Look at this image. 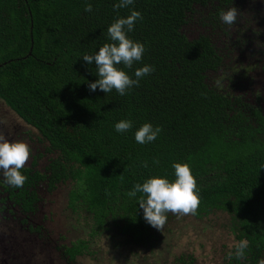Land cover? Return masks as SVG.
<instances>
[{
  "label": "trees",
  "instance_id": "16d2710c",
  "mask_svg": "<svg viewBox=\"0 0 264 264\" xmlns=\"http://www.w3.org/2000/svg\"><path fill=\"white\" fill-rule=\"evenodd\" d=\"M216 1L222 2L135 0L129 8L115 9L117 0H0V98L32 128L30 134L44 148L39 155L46 158L42 169L34 163L21 170L26 180L20 195H36L30 188L45 181L50 189L69 182V207L92 221L91 234H112L114 250L126 244L143 248L140 259L148 264H198L188 253L169 263L170 212L162 227L154 228L139 207L141 194L126 195L150 176L174 180L172 164L186 163L200 203L194 213H177L171 221L193 218L215 225L209 218L227 213L226 254L240 240L249 247L243 261L224 259V264H259L264 259V139L243 127L240 138L230 135L228 99L205 82V72L217 64L215 50L203 36L191 40L186 33L193 13ZM88 3L91 13L85 11ZM132 9L142 19L129 36L146 50L142 62L124 70L133 78L145 64L154 71L124 96L115 90L92 92L88 83L98 79L95 65L82 56L111 43L108 26ZM125 119L133 128L117 133L115 123ZM146 122L161 132L154 142L138 144L135 131ZM80 249L89 245L81 240ZM148 249L157 254H147Z\"/></svg>",
  "mask_w": 264,
  "mask_h": 264
},
{
  "label": "flooded vegetation",
  "instance_id": "af4514ba",
  "mask_svg": "<svg viewBox=\"0 0 264 264\" xmlns=\"http://www.w3.org/2000/svg\"><path fill=\"white\" fill-rule=\"evenodd\" d=\"M221 1L199 7L189 19L186 33L191 40L203 36L215 50L217 64L207 69L205 82L213 92L228 99L225 116L232 127L230 135L240 138L243 127L264 139V0ZM232 7L238 10L237 20L226 25L219 13ZM11 113L13 109L0 98V134L28 144L31 155L25 167L34 163L40 167L44 157L38 150L43 152V146L23 125L13 122L14 115L7 118ZM56 188L50 189L45 181L30 188L37 190L36 195H20L21 187L10 186L0 176V264H125L128 259L121 257V250L113 249L112 234H91L95 230L88 224L81 236L77 233L75 238L69 237L74 232L71 218L81 216V209L70 208L69 200L68 220L61 217L56 221L63 228L48 224L44 207ZM98 237L105 239L106 249L98 247ZM81 240L89 245L88 250L80 249Z\"/></svg>",
  "mask_w": 264,
  "mask_h": 264
},
{
  "label": "clouds",
  "instance_id": "9594fccd",
  "mask_svg": "<svg viewBox=\"0 0 264 264\" xmlns=\"http://www.w3.org/2000/svg\"><path fill=\"white\" fill-rule=\"evenodd\" d=\"M135 0H117L115 9H126L132 6ZM85 11L91 13L93 6L88 3ZM238 10L235 7L228 10H221L220 20L226 25L236 22ZM142 19L140 11L132 9L130 14L116 18L107 28L108 39L111 43H105L94 54H85L82 59L88 65H95V75L98 79L89 82L88 87L92 92L100 91L108 94L115 90L119 95L124 96L134 86H139L141 79L154 71L151 65H143L136 68L133 76H130L124 69H132L133 66L142 62L145 53V45L142 42L130 38L129 33L134 31L136 22ZM123 65V68L120 67ZM133 128L131 120H120L115 123L114 130L117 133H126ZM161 132L159 126H153L150 122L142 124L134 134L138 144H149L154 142ZM31 150L28 144L21 140H9L5 135L0 134V176L10 186L20 188L26 180L22 174V169L29 160ZM153 163H158L154 160ZM144 167H148L147 161L143 162ZM174 180H169L166 176H150L144 182L136 183L133 188L126 193L129 198L141 196L138 204L143 209L145 221L154 228L160 229L165 223L166 214L194 213L200 203L199 190L191 168L186 163L174 162ZM264 169V165L261 166ZM249 242L240 240L234 250H229L226 259L232 261H243L246 258V251ZM264 264V259L259 261Z\"/></svg>",
  "mask_w": 264,
  "mask_h": 264
},
{
  "label": "rangeland",
  "instance_id": "374dc122",
  "mask_svg": "<svg viewBox=\"0 0 264 264\" xmlns=\"http://www.w3.org/2000/svg\"><path fill=\"white\" fill-rule=\"evenodd\" d=\"M193 28H195V26ZM5 111L6 108L2 112L4 113ZM13 115L16 117L13 118V122H19V125H23L24 130L31 131V127L25 123H21L23 121L19 119L14 111L11 115L7 114V118H11ZM32 135L35 137V134ZM45 164L46 158H43L39 168H44ZM71 186L72 184L69 182L60 184L53 192L50 193L49 199L44 207L47 214V220L49 221L48 224L55 225V228H63L62 224H56V221L61 219V217H63V220H68L66 211H68V194L72 188ZM176 214L177 213L170 212V216L168 217V219L170 218L169 228L165 232L167 234L170 230L173 231V235L169 236V239H173L174 246L171 253L166 254L168 262L172 263L175 255L178 256L188 253L196 256L198 264H224L223 259L226 251L224 250L223 245L230 244L227 241V234L229 233L227 229V221L229 218L228 214L222 212L211 216L209 219H211L215 225L208 222H197V220L193 218H188L186 220L178 218L179 222H174V220L171 221L172 215ZM71 223L72 224H70V226L74 231L69 234L71 239L75 238L77 233L80 234L81 231L82 234L84 228L88 225L87 220H85L82 216H79L77 219L71 218ZM91 226L92 225L89 223L88 228ZM104 241L105 239H98V247L106 249ZM129 248L135 249L134 251L138 252L139 255L137 257H133ZM142 249L143 248H141V250ZM119 250H121L123 254L121 257L128 259L125 261V264L130 263L131 260L136 264H148L144 258L142 260L140 259L141 256L144 257L146 255L145 253H142L141 250L127 246V244ZM150 253H154L156 255L157 251L151 252L150 249H148L147 254ZM122 263L123 262L120 261L118 264Z\"/></svg>",
  "mask_w": 264,
  "mask_h": 264
}]
</instances>
